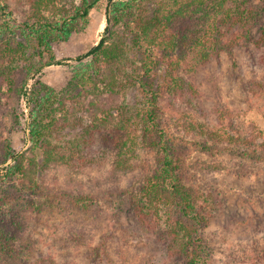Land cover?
<instances>
[{"label": "trees", "instance_id": "1", "mask_svg": "<svg viewBox=\"0 0 264 264\" xmlns=\"http://www.w3.org/2000/svg\"><path fill=\"white\" fill-rule=\"evenodd\" d=\"M27 1L17 22L0 1V106L14 115L13 104L25 103L31 154L14 152L0 136V212L15 205L36 210L40 205L33 197L42 173L93 159L99 153L95 139L111 137L103 150L113 153L110 172L117 175L115 180L136 169L140 151L152 162L125 191L134 220L161 241L172 261L210 264L206 229L221 215L223 202L216 187L200 175H264V140L259 141V132L245 135L238 129L226 107L214 110L212 122L197 121L180 101H189L197 113L192 101L199 91L189 78L199 66L239 47L264 49V0ZM104 2L102 35L95 46L73 58L79 64L72 73L78 93L62 99L39 80L27 86L31 75L34 79L43 68L63 63L54 58L51 45L84 30L90 11ZM263 87L248 83L253 96ZM128 88L138 95L131 109L123 103ZM162 101L177 114L183 136L174 137L163 126ZM67 129L76 136L65 138ZM66 200L83 212L93 201L88 196ZM160 205L167 206L164 229L157 217ZM257 216L248 217L252 223L243 217L236 224L249 228ZM83 235L71 239L80 242ZM250 246L249 253L261 256L248 258L249 264H264V242ZM11 247L12 239L0 227V252ZM46 264L69 263L50 258Z\"/></svg>", "mask_w": 264, "mask_h": 264}, {"label": "rangeland", "instance_id": "2", "mask_svg": "<svg viewBox=\"0 0 264 264\" xmlns=\"http://www.w3.org/2000/svg\"><path fill=\"white\" fill-rule=\"evenodd\" d=\"M0 1L6 3L16 22L21 20L27 0ZM70 2L77 4L79 0H59L58 4ZM104 7L105 2L101 8L90 11L84 30L73 32L67 41L51 45L54 58L64 60L63 63L43 68L34 79L31 75L26 81L27 86L39 80L62 99L78 93L73 86L72 73L79 64L73 58L97 44L105 26ZM38 60L35 54L34 64H38ZM44 60L45 57L42 62ZM189 80L199 91L198 98L192 101L197 113L190 109L189 101H180V105L187 108L197 121L212 122L214 110L226 107L233 111L238 129L245 135L247 132H259V141L264 140V87L261 91L258 89L255 96L248 91L250 81L264 86V49L239 47L230 54L223 53L199 66ZM136 96L130 88L124 92L126 107L131 109ZM3 101L4 98L0 97V102ZM161 105L164 113L161 115L162 124L167 132L177 138L183 136L171 105L163 101ZM1 107L0 136L10 141L14 152L30 156L25 103L13 104L14 115ZM67 130L65 138L76 136V132ZM107 138L99 136L95 139L93 147L99 153L93 159L42 173L40 190L33 197L40 205L36 210L15 205L0 212V227H4L12 239L9 252H0V264H46L50 258L69 264H178L166 254L161 241L144 231L138 220H134L125 199L126 189L132 188L152 163L150 155L145 151L138 152L139 156L134 159L136 169L124 177L119 175L115 180L117 175L110 172L112 156L109 152L113 153L110 149L108 152L103 150L111 143ZM200 176L205 183L216 187L223 202L221 215L206 229L210 237V264H249L248 258L261 256V253H249L250 245L260 246L264 242V175L251 178L233 177L226 173ZM77 196L92 197L86 212L72 207L66 200ZM166 213L167 206L160 205L157 217L161 229L165 228ZM253 213L260 220L254 223L255 226L241 228L236 224L239 218L247 219ZM247 222L252 223L250 219ZM78 234H84L83 239L73 241L71 236ZM252 263L262 264L261 261Z\"/></svg>", "mask_w": 264, "mask_h": 264}]
</instances>
